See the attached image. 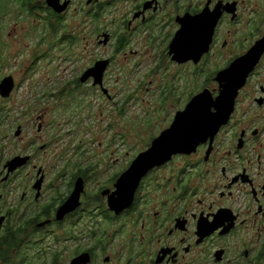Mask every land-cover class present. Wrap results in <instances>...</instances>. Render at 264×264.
<instances>
[{
    "label": "flooded vegetation",
    "instance_id": "obj_1",
    "mask_svg": "<svg viewBox=\"0 0 264 264\" xmlns=\"http://www.w3.org/2000/svg\"><path fill=\"white\" fill-rule=\"evenodd\" d=\"M5 5V41L13 34L15 43L32 40L27 60L73 69L48 84L30 76L24 86L15 72L0 79H15L9 97L0 93V264H79L85 256L88 264H245L252 247L259 258L250 264H264V0H227L215 24L197 30L192 45L212 29L209 50L183 62L172 46L179 22L199 14L195 0L179 8L160 0H70L47 14L32 0ZM259 44L228 122L195 150L151 169L124 202L120 184L138 158L205 85L215 97L219 74ZM103 61L102 84L83 80ZM136 75L149 79L123 86V77ZM208 212L210 223L223 221L211 233L200 228Z\"/></svg>",
    "mask_w": 264,
    "mask_h": 264
},
{
    "label": "water",
    "instance_id": "obj_2",
    "mask_svg": "<svg viewBox=\"0 0 264 264\" xmlns=\"http://www.w3.org/2000/svg\"><path fill=\"white\" fill-rule=\"evenodd\" d=\"M204 35L202 36V43L197 45L189 46V58H195L199 60L202 55L209 50L210 44L212 42V29L203 30ZM174 44L172 46V52L176 54L173 50ZM262 44H259L254 48V50L248 56L238 60L234 65L233 72L227 78L229 92L228 99L222 105L221 111L219 114V118L217 121L212 122L211 124L201 126L195 136V139L186 137L184 135H177L173 137H168L167 133H163L154 143L153 147L146 153L142 154L138 160L135 162L133 167L124 175L120 189L123 191V199L124 202L132 201L134 198V193L138 188L142 178L154 167L161 165L177 154L181 152H191L195 150L199 144L205 142L208 138H213L217 132L224 126L228 120L230 119L234 108H235V100L240 91V89L246 84L247 78L252 70V67L258 62L261 54H262ZM177 59V58H176ZM178 60V59H177ZM180 61H185L183 58L179 59ZM233 67V66H232ZM231 67V68H232ZM108 68V61L99 62L97 66L87 72L83 78V80H87L90 77L94 76L97 81L101 84L103 83V78L106 69ZM230 69V68H229ZM229 69L222 71L217 80H223L224 73L228 72ZM5 90L1 95L4 98L9 97L12 94V91L15 87V79L13 76L6 77L2 80L1 84ZM208 91H211L207 89ZM204 92V91H203ZM200 93L199 95L203 94ZM6 93V94H5ZM214 96V95H213ZM195 98V97H194ZM215 98V97H214ZM196 104V101L193 102ZM187 110V108H186ZM184 110V111H186ZM192 110V106H190L189 111ZM177 125L184 120V117L181 116V112L178 113ZM174 124V123H173ZM165 137L161 140V137ZM198 141V142H197ZM82 186H79L77 189L78 196L81 192ZM78 196L71 198L68 204L64 207L63 214H65L69 209V206L73 207L74 202H77L79 199Z\"/></svg>",
    "mask_w": 264,
    "mask_h": 264
},
{
    "label": "snow or ice",
    "instance_id": "obj_3",
    "mask_svg": "<svg viewBox=\"0 0 264 264\" xmlns=\"http://www.w3.org/2000/svg\"><path fill=\"white\" fill-rule=\"evenodd\" d=\"M70 0H32L33 5L36 8H40L42 12L45 14L48 13L49 7L57 8V10H62L58 6L61 3L64 4V7H67V4ZM183 0H160V4L163 7H168L169 4H172L174 8H179L182 5ZM235 2V0H233ZM196 6L199 8V14L195 16H186L185 19L181 20L179 23L181 25L180 28L176 30L174 47L173 50L176 53V58L184 60L189 59V46L195 43L197 30L201 27L208 26L211 27L215 24L216 20L219 18L222 5L227 3V0H195ZM203 7H200V5ZM188 6L191 7V0H188ZM234 66L228 70V72L224 73V79L220 81V90L217 91L216 96L214 98L213 93L207 90V85H205V90L202 95H197L193 98L190 104L187 106L186 111H181V116L184 117V120L177 125L178 116L175 117L174 124L169 126V129L165 131L168 137H173L177 135H184L186 137L195 139L196 133L198 129L207 124H211L214 121H217L219 118V114L221 111L222 105L228 99V80L227 78L233 72ZM103 87V85H101ZM261 93L264 94V84L260 85ZM5 90L3 85H0V93H4ZM6 94V93H5ZM196 101L194 105L193 102ZM190 106H192V110L189 111ZM164 133V134H165ZM165 137H161L163 140ZM198 142V141H197ZM224 179L228 183L230 187L232 183H235V180H228V170L227 167L224 168ZM121 192L117 191L115 196H120ZM217 201H209L208 208L213 209L214 211H218L214 206ZM203 204V201H201ZM212 217V213L208 212L205 219L202 221L200 228L202 231L206 233H211L216 231V229L220 228L223 224V221L219 216L215 217V222L210 223L209 219ZM2 223V221H0ZM229 232L228 228H224L220 235L224 236ZM4 237L0 236V241H3ZM188 250V249H186ZM91 251H95L93 248ZM224 249L221 248L219 250V255H217V260L220 259V255H222ZM255 252V248H245L244 255L247 257L245 264H250V262L255 261L259 257L253 256ZM179 253H177L178 255ZM260 256H264V252L260 254ZM163 257H161L162 259ZM89 258L87 256L83 257L79 264H88ZM175 260V257H173ZM131 264V260L129 261Z\"/></svg>",
    "mask_w": 264,
    "mask_h": 264
},
{
    "label": "rangeland",
    "instance_id": "obj_4",
    "mask_svg": "<svg viewBox=\"0 0 264 264\" xmlns=\"http://www.w3.org/2000/svg\"><path fill=\"white\" fill-rule=\"evenodd\" d=\"M7 0H0V16L3 14V11L6 12V5L5 3ZM7 28V27H6ZM14 34L12 36H8L5 41L2 31L0 30V54H2L4 57H0V79L6 75L10 74L11 72H15L20 79L24 80V86H27L31 83L30 76H33L36 80H41V82H44L46 84L56 81V77L61 76H67L68 72L67 70L73 69L71 66L72 64L67 63L65 61H51L49 63H46L45 61L39 62V61H32L27 60V55L30 53V51L34 47V41L32 40H25L18 38L19 42H13ZM24 55V57H23ZM26 55V57H25ZM20 64H24L26 72L24 69L20 67ZM46 65V66H44ZM30 66L29 68H27ZM28 69V70H27ZM59 70L57 73H52L51 70ZM149 78H145L141 75H136L135 77H123V86H128L133 84L140 83L141 81L146 82ZM155 79V78H150ZM203 82L209 81L208 78L203 77ZM136 81V82H135ZM211 83V79H210ZM45 84V85H46ZM136 84V85H137ZM212 84V83H211ZM210 84V86H211ZM130 85V87H131ZM215 83L213 82L212 86H214ZM26 90H23L19 95L25 94ZM141 101L142 99H148L149 93H144V95H140ZM0 101H2V97L0 96ZM14 104V103H13ZM14 114H12V121H13ZM102 139V138H100Z\"/></svg>",
    "mask_w": 264,
    "mask_h": 264
}]
</instances>
